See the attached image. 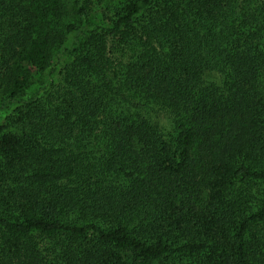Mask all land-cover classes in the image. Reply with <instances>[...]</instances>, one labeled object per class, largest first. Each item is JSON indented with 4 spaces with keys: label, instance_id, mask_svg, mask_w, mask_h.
I'll list each match as a JSON object with an SVG mask.
<instances>
[{
    "label": "trees",
    "instance_id": "obj_1",
    "mask_svg": "<svg viewBox=\"0 0 264 264\" xmlns=\"http://www.w3.org/2000/svg\"><path fill=\"white\" fill-rule=\"evenodd\" d=\"M0 0V264H264V0ZM45 245L40 246L39 241Z\"/></svg>",
    "mask_w": 264,
    "mask_h": 264
},
{
    "label": "rangeland",
    "instance_id": "obj_2",
    "mask_svg": "<svg viewBox=\"0 0 264 264\" xmlns=\"http://www.w3.org/2000/svg\"><path fill=\"white\" fill-rule=\"evenodd\" d=\"M65 1L67 3H70L69 5L71 7V1L73 0ZM101 7V0H93L92 21L95 25H101V11L103 10ZM66 44L58 49L52 62L50 63V67H48L45 72L33 77V79L30 81L29 88L27 89L25 95L22 96L21 100H15L14 102L8 103L0 109V122H2L7 116L13 114L20 106H22V101L31 98L37 93L43 94L44 90L51 86V83L56 84L59 82V72L67 61L66 55L62 53L63 48L64 46H66ZM38 241L41 244L40 246L45 245L43 241ZM44 247L48 248L49 246L48 244H46Z\"/></svg>",
    "mask_w": 264,
    "mask_h": 264
}]
</instances>
